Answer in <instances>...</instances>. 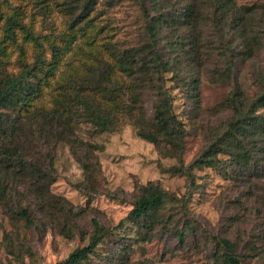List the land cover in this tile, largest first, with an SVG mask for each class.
I'll use <instances>...</instances> for the list:
<instances>
[{"label": "rangeland", "instance_id": "1", "mask_svg": "<svg viewBox=\"0 0 264 264\" xmlns=\"http://www.w3.org/2000/svg\"><path fill=\"white\" fill-rule=\"evenodd\" d=\"M65 1L0 0V72L18 74L22 63L35 64L40 50L36 38L48 61L45 69L53 71L39 74L42 92L34 107L52 108L60 97V87L90 67L112 61L116 47L133 50L152 42L145 34L137 0H98L91 14L93 21L76 28L71 26L81 13V5ZM235 2L242 8L256 9L246 34L249 38L258 36L261 42L253 51L246 48V60L234 59L244 48L235 40L231 43V34L222 40L209 31L202 37L199 52L192 50L188 56L181 52L180 30L162 33L160 51L172 63L165 88L185 134L182 160L164 156L155 144L138 136L135 122L123 110L132 105L143 77L133 81L116 68L111 82L117 100L103 103L116 118L114 128L95 133L89 123L76 129L94 155L90 169L77 160L68 141L55 148L56 180L51 192L57 197V209L36 216L31 213L33 224H28L0 205V264L64 262L89 244L94 221L115 227L127 219L139 188L150 182L172 196L159 216L187 214L197 222L193 232H188L184 242L174 234L161 240L162 232L151 241H143L145 232H137L127 221L125 225L131 229L127 244L117 246L107 240L86 264H119L123 255L119 249L130 246L126 253L133 264H216L218 239L236 244L242 264H264V162L255 157L250 164L249 155L236 154L247 142L239 137L238 148L233 146L236 135L231 131L236 120L232 106L239 107L234 93L245 102L243 112L264 92V0ZM64 3L70 4L68 11ZM18 22L23 28L16 26ZM9 27L16 32L14 38L7 32ZM193 78L200 82L196 88L190 83ZM154 92L140 90L142 101L139 96L136 99L149 114L156 100ZM257 114L264 117L263 106ZM163 149L172 151L164 145ZM207 155L215 157L212 167H193ZM181 166L183 170L191 168L188 174L181 173ZM64 209L72 214H65ZM61 223L73 230L74 238L62 234L57 227Z\"/></svg>", "mask_w": 264, "mask_h": 264}, {"label": "trees", "instance_id": "2", "mask_svg": "<svg viewBox=\"0 0 264 264\" xmlns=\"http://www.w3.org/2000/svg\"><path fill=\"white\" fill-rule=\"evenodd\" d=\"M66 1L67 3L72 1L74 6L81 5V13L72 22V28L93 21L91 14L98 5V0ZM137 2L145 22V34L152 42L143 43L133 50L116 47L112 52V61L90 67L85 74L73 77L71 83L69 81L66 86L60 87V97L52 108L34 107L35 100L42 92L39 74L53 72L45 69L48 61L38 38L34 39L40 48L35 64L22 63L18 74L0 72V205L15 219L33 224L31 213L36 216L49 209H57L58 200L52 194L51 186L56 180L54 151L60 142L68 141L77 160L86 170L90 169L94 155L89 145L77 135L76 129L82 124L89 123L94 127L95 133H103L114 128L116 118L108 113L110 110L103 108V103L117 100L111 82L116 68L133 81L137 80L138 76L143 77L140 80L141 86L135 88L137 93L133 95L132 105L123 110V114L135 122L138 136L155 144L164 156L182 160L185 134L182 123L174 113L170 91L165 88L166 74L171 72L172 63L164 58L163 51H160L164 31L170 34L181 31V52L185 51L188 56L192 50L199 52L202 37L209 31L222 40L231 34L233 38L231 43L235 40L240 49L244 48L234 57L236 60L241 57L246 60L244 52L246 48L253 51L261 42L258 36L249 38L246 34V25L255 19L256 9L242 8L235 0H137ZM67 3L63 6L68 11L70 4ZM152 11L155 12L154 15ZM16 26L23 28L20 22L16 23ZM7 32L12 38L16 35L11 27ZM238 47L235 49L238 50ZM192 77L193 75L190 79ZM190 83L196 88L200 82L199 79L193 78ZM261 84L264 87V80ZM140 90H143V93L148 90L155 91L156 100L152 114L147 113L143 105H140L142 101ZM137 96L139 102L136 100ZM233 97L239 101V107L235 104L232 106L236 118L231 127L233 135H236L232 137L234 141L232 145L238 148L236 140L239 137L247 142L236 154L240 156L243 152L244 158L249 155L250 164L255 157L264 162V117L257 114L259 108L264 107V92L257 101L246 108L248 110L246 113H244L246 109L242 112L246 106L245 102L240 100V94L234 93ZM163 145L172 151L164 152ZM214 158L207 155L195 161L193 167L196 165L212 167ZM175 169L179 170L178 167ZM190 169L183 170L181 166V173L188 174ZM135 197L136 201L127 219L115 227L94 221L92 233L88 235L89 244L71 253L60 264L88 263L100 245L107 240L117 246L123 242L127 244L126 240L130 238L128 233L131 230L125 225L127 221L132 222L137 232H145L143 241H151L157 233L162 232L159 236L161 240L168 234L172 236L174 234L180 242H184L188 232H193L197 222H193L187 214H182V217L181 213L159 216L158 213L165 201L172 199L159 184L150 182L141 186ZM63 212L72 214L65 209ZM82 212L84 214L86 211ZM57 227L65 237L74 238L73 230L67 225L61 223ZM218 246L214 255L216 264H242L235 243L227 239H218ZM126 249L130 251L132 246L119 249L121 254L123 253L119 264H133Z\"/></svg>", "mask_w": 264, "mask_h": 264}]
</instances>
